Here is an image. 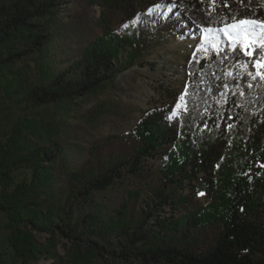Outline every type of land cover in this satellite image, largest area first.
<instances>
[{
  "label": "trees",
  "instance_id": "1",
  "mask_svg": "<svg viewBox=\"0 0 264 264\" xmlns=\"http://www.w3.org/2000/svg\"><path fill=\"white\" fill-rule=\"evenodd\" d=\"M71 1L0 0V214L12 248L45 256L37 232L103 264H264V79L248 74L264 49L250 58L223 33L219 50L202 40L233 16L264 22V0H91L96 18L52 26ZM175 36L197 42L172 103L140 111L125 136L89 145L55 136L53 108L142 67ZM134 113L102 101L72 126L92 137L102 118ZM152 160L156 183L128 189L148 181ZM111 189L118 201L106 198ZM199 193L206 204L194 202Z\"/></svg>",
  "mask_w": 264,
  "mask_h": 264
},
{
  "label": "rangeland",
  "instance_id": "2",
  "mask_svg": "<svg viewBox=\"0 0 264 264\" xmlns=\"http://www.w3.org/2000/svg\"><path fill=\"white\" fill-rule=\"evenodd\" d=\"M99 9L93 5L91 0H74L68 5L62 6L56 11V15L50 17L52 26L57 23H66L70 16L78 14L89 21L98 16ZM77 15V16H78ZM120 27H117L119 29ZM197 39L180 41L177 36L154 46L142 60L140 66H134L117 76L112 83L104 88L91 92L90 94L66 100L54 109V118L57 119L55 136L68 142L88 144L93 140H101L109 135L125 136L131 133L140 111L159 106L160 104L172 103L171 96L181 92L185 80V64ZM102 101H113L127 106L134 115L128 121H122L111 117L102 118L94 130L88 132H74V125L78 124V117L84 114L92 106ZM63 124H70L71 127ZM73 125V126H72ZM151 177L148 181L131 180L126 186L131 190H143L146 193V185L155 184L154 171L157 161L149 162ZM26 172H16L15 180L26 177ZM120 192L114 189L106 193V198L118 201ZM194 202L204 205L208 199L203 195L195 197ZM6 218L0 214V264H103L99 258H95L85 252L78 253L72 245L58 234H44L32 232L33 239L37 245L47 254L38 260L31 257L21 258L23 246L12 248L14 240L13 232Z\"/></svg>",
  "mask_w": 264,
  "mask_h": 264
},
{
  "label": "snow or ice",
  "instance_id": "3",
  "mask_svg": "<svg viewBox=\"0 0 264 264\" xmlns=\"http://www.w3.org/2000/svg\"><path fill=\"white\" fill-rule=\"evenodd\" d=\"M215 3V0H212ZM128 25H124L127 27ZM219 33L223 35L231 42L233 48L237 45L240 50L243 51L245 56L253 57L258 56L256 52L257 49H264V22L255 19H240L235 16L232 17L231 24H225L223 28L213 29L211 27L205 28L203 30L202 40L205 44L211 43V47L214 50L218 49L219 44ZM199 50L207 51V48L201 47ZM246 67L242 65V68ZM254 67L256 72L253 74L249 72L248 74L252 76L253 79L257 77L264 79V57H259L254 60ZM183 99V97H181ZM180 105H177L179 108ZM175 114V113H174ZM203 195V193H199Z\"/></svg>",
  "mask_w": 264,
  "mask_h": 264
}]
</instances>
